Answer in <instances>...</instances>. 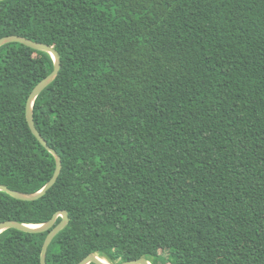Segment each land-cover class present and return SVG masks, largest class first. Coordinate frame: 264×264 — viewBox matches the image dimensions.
<instances>
[{
	"label": "trees",
	"instance_id": "obj_1",
	"mask_svg": "<svg viewBox=\"0 0 264 264\" xmlns=\"http://www.w3.org/2000/svg\"><path fill=\"white\" fill-rule=\"evenodd\" d=\"M10 35L61 55L34 117L63 169L36 201L0 191V223L68 211L48 264H264V0H5ZM53 69L47 52L0 48L12 190L38 192L56 170L26 117ZM47 235L4 231L0 264H41Z\"/></svg>",
	"mask_w": 264,
	"mask_h": 264
},
{
	"label": "water",
	"instance_id": "obj_2",
	"mask_svg": "<svg viewBox=\"0 0 264 264\" xmlns=\"http://www.w3.org/2000/svg\"><path fill=\"white\" fill-rule=\"evenodd\" d=\"M5 0H0V2ZM10 43H20L23 44L35 51H43L51 54L53 60H54V69L52 73L47 76L44 80H42L32 91L30 94L27 106H26V117L28 124L30 126V129L32 133L35 135V137L39 140V142L52 154L54 155L56 159V170L50 179V181L38 192L35 193H24L21 191H16L10 189L8 186L0 184V191L6 192L12 197L22 200V201H36L38 199H41L44 197L47 192L56 184L58 181V178L60 177L63 169V161L62 157L58 154V152L53 149L48 141L42 136L40 131L38 130L35 122L34 117V104L36 99L40 96V94L49 87L59 76L60 71L62 69V60L60 53L52 46L33 41L29 38H26L24 36L20 35H10L6 36L0 39V48L4 45L10 44ZM61 217L62 220L59 224L56 225V222L58 218ZM70 222L69 212L66 210L58 211L53 218L43 224L39 225H32V224H25L21 223L15 220H8L0 223V234H2L4 231L8 229H18L24 232L28 233H45L48 232V235L46 237V240L43 245L42 253H41V264H48L47 263V255L48 250L53 242L54 238L62 231L64 230ZM113 264L109 262L108 260L101 258L97 255L91 254L87 256L85 259H83L79 264ZM119 264H151L147 259L141 258V259H135L126 261Z\"/></svg>",
	"mask_w": 264,
	"mask_h": 264
}]
</instances>
